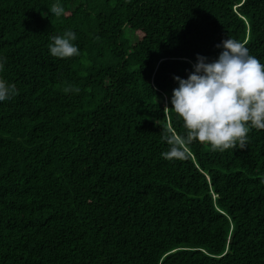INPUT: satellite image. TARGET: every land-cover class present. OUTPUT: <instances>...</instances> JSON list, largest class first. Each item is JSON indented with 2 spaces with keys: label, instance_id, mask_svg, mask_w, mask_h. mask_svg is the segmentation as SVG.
I'll use <instances>...</instances> for the list:
<instances>
[{
  "label": "trees",
  "instance_id": "trees-1",
  "mask_svg": "<svg viewBox=\"0 0 264 264\" xmlns=\"http://www.w3.org/2000/svg\"><path fill=\"white\" fill-rule=\"evenodd\" d=\"M67 30L80 55L53 57ZM230 37L264 63V0H0L18 89L0 103V264H264V130L161 155L168 123L186 132L174 77Z\"/></svg>",
  "mask_w": 264,
  "mask_h": 264
},
{
  "label": "clouds",
  "instance_id": "clouds-1",
  "mask_svg": "<svg viewBox=\"0 0 264 264\" xmlns=\"http://www.w3.org/2000/svg\"><path fill=\"white\" fill-rule=\"evenodd\" d=\"M65 8L56 3L50 13L56 17ZM72 30L51 37L49 52L65 59L80 55ZM223 51L211 62L198 54L197 63L187 78L175 76L172 108L184 122L185 134H177L172 123L164 129L163 140L169 149L164 159L185 160L190 156L188 145L207 143L213 151L244 148L250 129L264 130V63L250 54L244 42L231 37L221 45ZM6 58L0 57V103L18 95L14 83L4 78ZM78 91V90H76Z\"/></svg>",
  "mask_w": 264,
  "mask_h": 264
},
{
  "label": "rangeland",
  "instance_id": "rangeland-1",
  "mask_svg": "<svg viewBox=\"0 0 264 264\" xmlns=\"http://www.w3.org/2000/svg\"><path fill=\"white\" fill-rule=\"evenodd\" d=\"M126 33H127V31H126ZM133 39H134V37H133Z\"/></svg>",
  "mask_w": 264,
  "mask_h": 264
}]
</instances>
